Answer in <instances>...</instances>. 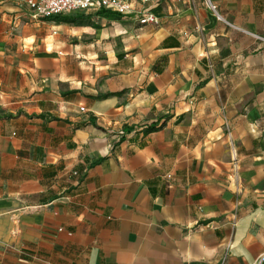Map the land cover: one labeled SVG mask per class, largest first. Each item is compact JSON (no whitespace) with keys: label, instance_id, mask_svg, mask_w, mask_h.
Here are the masks:
<instances>
[{"label":"crops","instance_id":"crops-1","mask_svg":"<svg viewBox=\"0 0 264 264\" xmlns=\"http://www.w3.org/2000/svg\"><path fill=\"white\" fill-rule=\"evenodd\" d=\"M210 1L0 0V264H264V0Z\"/></svg>","mask_w":264,"mask_h":264},{"label":"built area","instance_id":"built-area-1","mask_svg":"<svg viewBox=\"0 0 264 264\" xmlns=\"http://www.w3.org/2000/svg\"><path fill=\"white\" fill-rule=\"evenodd\" d=\"M27 9L30 19L33 21L47 20L56 16H65L83 13L89 10H104L119 16L131 11L129 0H18ZM208 10L217 21L222 18L217 14L216 7L210 0H203ZM140 25L157 26L158 20L152 14H144L138 19ZM256 40L264 42V39L253 36ZM80 112H84L80 108Z\"/></svg>","mask_w":264,"mask_h":264},{"label":"trees","instance_id":"trees-1","mask_svg":"<svg viewBox=\"0 0 264 264\" xmlns=\"http://www.w3.org/2000/svg\"><path fill=\"white\" fill-rule=\"evenodd\" d=\"M46 21H57V22H60V23H68V24H72L74 23L75 21V18L74 17H66V16H56V17H53V18H50V19H47ZM121 95V93H116V94H106L104 96H97L96 99H101V98H107V97H110V96H119ZM159 128H157L155 125H149L147 126L145 129H144V132L145 133H151V132H154V131H157Z\"/></svg>","mask_w":264,"mask_h":264},{"label":"rangeland","instance_id":"rangeland-1","mask_svg":"<svg viewBox=\"0 0 264 264\" xmlns=\"http://www.w3.org/2000/svg\"><path fill=\"white\" fill-rule=\"evenodd\" d=\"M25 9H26V8H25ZM27 13H28V12H27ZM65 16H69V15H65ZM32 21H33V20H32ZM41 21H46V20H41V19H40V20H37V21H35V22H36L37 24L39 23V25H40V22H41ZM50 22L58 23L57 21H50ZM86 23H87L86 18H85V19H80V18H79L78 20L75 21L74 24L79 26V25L86 24ZM29 25H30V24H29ZM40 26H41V25H40Z\"/></svg>","mask_w":264,"mask_h":264}]
</instances>
